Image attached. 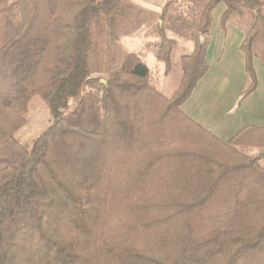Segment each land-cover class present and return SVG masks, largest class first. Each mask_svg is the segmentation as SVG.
<instances>
[{"label":"trees","instance_id":"16d2710c","mask_svg":"<svg viewBox=\"0 0 264 264\" xmlns=\"http://www.w3.org/2000/svg\"><path fill=\"white\" fill-rule=\"evenodd\" d=\"M220 2L223 24L260 5L209 0L167 96L132 54L89 75L93 18L125 14L119 0H0V264H264V122L224 140L182 107L209 67ZM160 28L168 67L176 41ZM257 33L243 45L253 76ZM84 85L101 88V131L66 117ZM34 99L49 123L26 141Z\"/></svg>","mask_w":264,"mask_h":264},{"label":"crops","instance_id":"0c3cea01","mask_svg":"<svg viewBox=\"0 0 264 264\" xmlns=\"http://www.w3.org/2000/svg\"><path fill=\"white\" fill-rule=\"evenodd\" d=\"M167 1L119 0L125 14L96 15L91 27L89 75L109 78L132 54L148 66L149 84L171 96L181 83L184 58L194 50L202 11L209 0H172L164 12ZM256 1L259 8L242 3L224 24L227 4L220 2L213 9L206 51L209 67L182 106L192 118L224 140L247 124L264 122V0ZM255 24L258 33L251 45L253 76L243 45ZM161 25L176 41L168 67L159 58ZM175 62L179 63L177 73H173ZM254 78V89L245 95ZM100 89L98 85H84L74 100L75 107L80 108H72L66 117L86 129L101 131L104 106Z\"/></svg>","mask_w":264,"mask_h":264},{"label":"rangeland","instance_id":"374dc122","mask_svg":"<svg viewBox=\"0 0 264 264\" xmlns=\"http://www.w3.org/2000/svg\"><path fill=\"white\" fill-rule=\"evenodd\" d=\"M178 65L179 63L177 62L174 63L173 73H177L179 71ZM174 80H176L175 77L173 81ZM171 85H173V83ZM74 107H75V104L73 100L71 103V107L67 111V113L71 111L72 108ZM75 108L79 109L80 105H77ZM29 115H30V121L16 132V136L23 138V140H26V141L38 135L43 130V128L49 123L48 110L46 106L44 105V103L40 101V99H34Z\"/></svg>","mask_w":264,"mask_h":264},{"label":"water","instance_id":"95a60500","mask_svg":"<svg viewBox=\"0 0 264 264\" xmlns=\"http://www.w3.org/2000/svg\"><path fill=\"white\" fill-rule=\"evenodd\" d=\"M101 81H102V82H105L106 80H105V79H102Z\"/></svg>","mask_w":264,"mask_h":264}]
</instances>
